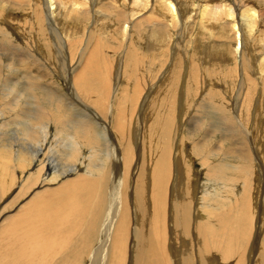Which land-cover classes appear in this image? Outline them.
I'll use <instances>...</instances> for the list:
<instances>
[{
	"label": "bare ground",
	"instance_id": "1",
	"mask_svg": "<svg viewBox=\"0 0 264 264\" xmlns=\"http://www.w3.org/2000/svg\"><path fill=\"white\" fill-rule=\"evenodd\" d=\"M116 1L112 3L120 4ZM139 1L134 0L131 6L128 3L130 13L119 21L116 39L120 42L132 41L127 27L133 26L131 18L140 8ZM202 1L184 3L197 10L199 25L209 39L198 61L210 69L231 65L232 76L238 69L258 98H223L221 92L228 90L220 89V85L216 88L214 79L208 80L197 62L195 66L190 63L182 94L179 92L178 115L174 108L169 109L163 121L158 112L154 118L152 110L146 112L153 100L161 101L160 93L153 95L155 87L141 99L139 118L143 121L137 122L136 137L138 133L144 136L143 128L148 133L146 153L140 144L148 162H142L138 147L116 148L102 127V122L107 126L103 121L107 111L101 110L105 107L101 102L110 93V82L106 79L109 74H101L107 64L101 63L99 50L92 49L83 70L73 79L74 72L68 70L70 76L63 88L50 86L54 82L46 78L56 68L67 72L63 53L60 55L61 43L74 45L73 40L85 39L87 31L92 40L98 38L102 51L105 49L106 43L99 37L109 34L110 24L101 26V0H0V264H264V52L259 57L253 54L264 41V7L254 6L260 0H242L233 3L234 7L226 0L216 5ZM144 3L147 6V0ZM153 3L150 13L156 21H148L147 16L151 27L143 30L142 41L137 34L128 51L136 65L143 53L148 58L170 45L169 40L177 33L173 30L176 24L186 34L192 18L187 8L179 13L176 0ZM58 22H63V27L57 33ZM202 27L200 32L205 31ZM212 37L223 39L220 49L211 43ZM135 43L137 48L132 47ZM42 57L55 69L51 66L50 70ZM174 70H164L158 88L172 89L178 79ZM196 74L198 79L204 78L200 83L205 91L199 88L198 101L192 99V107L199 112L191 108L186 117L182 102L190 82L197 80ZM243 86L239 85V90L246 88ZM74 90L82 101H73ZM91 97L90 106L95 105L98 113L89 112L83 104ZM164 97L171 98V94ZM53 138L59 140L51 146ZM132 140L134 144V137ZM251 147L258 152L262 165L254 152L250 154ZM250 170L257 184L255 198L250 195Z\"/></svg>",
	"mask_w": 264,
	"mask_h": 264
},
{
	"label": "rangeland",
	"instance_id": "2",
	"mask_svg": "<svg viewBox=\"0 0 264 264\" xmlns=\"http://www.w3.org/2000/svg\"><path fill=\"white\" fill-rule=\"evenodd\" d=\"M104 1L106 2V0H101V14H102V19H101V26H105V27H107L108 26V24H110L109 25V34L108 35H104V38L102 37L103 36V33H101V38L99 37V39H101L104 43H106L105 44V49H103V51H102V49H101V45H98V38H96V39H93L92 40V38H91V36L89 35V34H87V33H89V32H85V39L84 38H80V39H82V41H81V43H80V39H79V41L78 42H76V43H74V40H73V44L74 45H65V44H63V43H61L60 45H59V43H58V45L60 46V48H62L61 50H62V52H61V54L60 55H62V53H63V59H62V61L64 60L65 61V64H66V69H67V72H66V74H65V72H63L62 70H59V68L57 69H55L54 67H53V65H51L56 71L55 72H53L52 73V75H51V77L49 76V77H46V78H50L49 80H53V82H54V84H52V85H50V86H53V85H57V86H59L60 87V89L61 88H63L64 87V83H65V79L67 78V77H69L70 75H67L68 74V70H69V72L71 71L72 73L74 72V76H72V79L75 77V74L76 73H79L80 72V70H83V68H84V66L86 65V61L89 59V57H87V56H90L91 55V53H93L94 51H96V50H99L100 51V53H101V63L102 62H105L107 65L106 66H104V68H102V71H101V74H109V75H107L106 76V79L108 80V82H110V93L108 94V95H106L107 96V101L105 100L106 99V96H105V98H103L102 99V104L101 105H103V106H105L103 109L101 108V110L102 111H107V114H104V117L106 116V119L103 117V114L102 113H106V112H102L101 113V117L103 118V119H105V120H103L104 122H107V123H105V124H107V126L106 125H104L103 124V122H102V127L103 128H105V130H106V132H107V134L108 133H110V134H108V137L110 136V140L112 141L111 143L117 148V147H124V146H126V145H130V147H131V149H133L134 147H135V149L137 150V147H138V149H139V152L141 153L140 155H142V152H141V150H143V151H145V153H146V148H148V143H147V137H148V133H147V130L146 131H144L143 129L141 130L142 132H143V134H144V136L142 135V133H138V135H137V137H136V134H137V122H141V121H143V118L142 117H140L139 118V112H140V110H141V103H142V97H143V95L144 94H147L148 93V91L149 90H152L154 87L155 88H157L156 89V91L154 90V93H153V95L154 96H158L159 94L158 93H160L161 94V101H152V103H150L151 101H149L148 103H150V104H148L147 105V111L146 112H150V110H152V112H153V118H154V115L156 114V112H158V115H159V119L160 120H163V118H166V113L165 112H167L169 109H171L172 110V108H174V114H176V115H178V111H179V103H180V93L182 94V91H181V85L182 86H184V83H185V79H184V76H185V74L187 73L188 74V72H189V66H190V63H192V64H196V62L198 63V67L201 69V67H202V72H203V74H205L206 75V77L208 78V80L210 79L211 81L214 79V81L215 82H217V83H215V82H213L212 81V83H214V86L216 87V86H218V85H220V86H222L220 89H222V88H225L226 90H228V91H226L225 93L226 94H224L223 92H221V94H223V98L227 95L229 98H232V99H230L231 101H235L234 100V96L236 95L237 96V99H238V97H240L239 98V100H237V101H254L255 99H257L258 97H255V96H258V95H255L253 92H252V89H251V86H249L247 83H245V81H246V78L243 76V74L241 75L240 74V72L238 71V69H236L235 71H234V74H233V76L231 75L232 74V69H231V65L230 66H227L226 67V65L224 66V65H220V66H218V65H214V67L212 68V69H210L211 67H209V66H207V65H205V64H201L200 63V61H198V59L199 58H202L203 57V54H201L200 55V53H202V51H203V48H204V46H205V44H207V42L209 41V39H208V37H207V31L201 26V25H199L200 24V18L199 17H196V12H197V10H191V7H189V6H191V5H188L187 7H186V5L184 4L185 3V1H187V0H176V6H177V10L179 11V13H184V11H186L184 8H187V10L188 11H190V13H192V18H190L189 20L190 21H188V24H187V26L189 27H187L188 29H185L184 30V33H186V34H183L182 33V31H181V28L179 27L180 26V24H176V26H175V28L173 29L174 31H176L177 33H175V35H174V38L173 37H171V39L169 40V42L170 41H172V42H170V45L169 44H166L163 48L164 49H161V50H159L158 52H156V53H154V55L153 56H149L148 58L145 56V53H143V56H142V60L136 65V63H133L132 62V58L131 59H129V57L128 56H130L129 55V48L131 47V43H134V42H132V41H136V39L135 40H133L135 37H137L138 35V37H142L141 38V41H142V39H143V35L142 34H146V31H147V29L149 28V25H150V27H151V24H149V23H154V21H156V18L154 17V15H152L151 16V11H152V9L154 8V0H147V6L146 5H144L145 3V1L144 0H140L139 1V5H138V7L140 6V8H137L138 9V11H137V13H135V15H134V17H132L131 18V20H132V22L131 23H133V26L130 28L129 27V24H128V27H127V31H129L128 33H131V36H132V38L130 37V39L132 40V41H129V42H124V41H122V42H120V40L118 41L117 39H118V34L116 33V31L118 30V26H119V24H120V22L121 21H123V18H124V20L125 19H127V15L130 13V9L129 8H131V7H129V4H130V6L131 5H133V2H134V0H119V2H120V4H113L112 2H114V3H117V1L116 0H107V2L106 3H104ZM142 1H144V2H142ZM152 1V2H151ZM218 1H220L218 4H220V3H222V0H203L202 1V3L204 2V3H206V2H208V3H213V4H215L216 5V3L218 2ZM239 1H242V0H226V3H229L231 6H235L234 4L235 3H239ZM249 1V0H248ZM262 1V2H261ZM123 2V3H122ZM150 2V3H149ZM223 2H225V0L223 1ZM246 3H247V0L245 1ZM129 3V4H128ZM142 3V4H141ZM156 3V2H155ZM234 3V4H233ZM255 3V2H254ZM263 3V4H262ZM149 4V5H148ZM244 4V3H243ZM141 6H142V8H141ZM152 6H153V8H152ZM254 6H256V8H258L259 6V8H261V7H264V0H260L259 1V4H254ZM258 6V7H257ZM106 7V8H105ZM109 7V8H108ZM124 7H126V8H124ZM145 7H147V8H145ZM148 7H150V8H148ZM117 8H119V9H117ZM111 9V11H109ZM180 9H182V12H180L181 10ZM184 9V10H183ZM264 9V8H263ZM107 10V11H106ZM113 10V11H112ZM121 10V11H120ZM139 10L141 11V13L139 12ZM144 10H146V11H144ZM150 10V11H149ZM116 11V12H115ZM126 11V12H125ZM148 11H149V13H148ZM109 12H112V14L111 13H109ZM117 13V14H114V13ZM124 12V13H123ZM147 12V13H146ZM127 13V14H126ZM144 13V14H143ZM146 13V14H145ZM193 13H195L194 15H193ZM198 13V12H197ZM104 14V15H103ZM105 14H107V15H105ZM111 14V15H110ZM139 14V15H138ZM140 14H143L142 15V17H141V15ZM148 14H150V15H148ZM117 15V16H116ZM119 15V16H118ZM144 15H145V17L146 18H144ZM112 16H115V17H112ZM149 17V19H148V17ZM108 17V18H107ZM141 17V18H140ZM195 17H196V19H195ZM116 18V19H115ZM119 18V19H118ZM140 18V19H139ZM152 19V22H147V19H148V21H151V19ZM155 18V19H154ZM106 20L105 22L103 21V20ZM115 19V20H114ZM195 19V20H194ZM112 20H114V21H112ZM130 20V21H131ZM141 20L143 21V22H141ZM144 20H146V21H144ZM110 21V22H109ZM120 21V22H119ZM134 22H137V23H134ZM194 22V23H193ZM108 23V24H107ZM113 23V24H112ZM138 23H140V24H138ZM144 23H146V25H148V26H146ZM148 23V24H147ZM118 24V25H117ZM134 24H135V27H134ZM140 25V28L139 27H137L136 25ZM56 26H55V28H56V30H57V33H58V31H59V27L61 28V27H63V22H58V24H55ZM107 25V26H106ZM114 25H115V27H114ZM58 26V27H57ZM142 26H144V27H142ZM201 27H202V30H205V31H199V29H201ZM138 28L140 29L139 30V32H136L135 31V29L136 30H138ZM146 28V29H145ZM177 28H178V30H177ZM180 28V29H179ZM193 28H194V30H193ZM108 29V28H107ZM111 29V30H110ZM113 29V30H112ZM129 29V30H128ZM131 29V30H130ZM198 29V30H197ZM87 30V29H86ZM89 30V29H88ZM143 30H146V31H143ZM198 32H197V31ZM263 30H264V28H263ZM111 31H113L112 33H113V35L111 34ZM142 31V32H141ZM173 31V32H174ZM181 31V32H180ZM186 31V32H185ZM194 32H196V33H194ZM199 32H200V34H199ZM205 32V33H204ZM193 33V34H192ZM198 33V34H197ZM138 34V35H137ZM180 34V35H179ZM192 34V35H191ZM196 34V35H195ZM205 34V35H204ZM133 35H135V36H133ZM182 35H183V38H182ZM197 35H199V36H197ZM58 36V35H57ZM98 36V35H97ZM106 36V37H105ZM108 36H111V38L110 37H108ZM114 36V37H113ZM129 36V35H128ZM196 36V37H195ZM201 36H205L206 38H202ZM81 37V36H80ZM61 38V36L59 35V39ZM87 38V39H86ZM107 38H109V40H107ZM117 38V39H116ZM189 40H188V39ZM196 38H198L197 39V44H196ZM264 38V37H263ZM113 39V40H112ZM115 39V40H114ZM179 39V40H178ZM262 38H260V40H261ZM63 38H61L60 39V41L61 42H63ZM84 40V41H83ZM86 40V41H85ZM95 40V41H94ZM106 40V41H105ZM211 43L213 44V45H215L216 47L215 48H218V49H220V46H221V44H222V42H223V39H217V38H214V37H212L211 39ZM16 41H21V39L19 40V39H17ZM102 41L99 43V44H101L102 43ZM176 41V43H174ZM225 41V40H224ZM22 42V41H21ZM20 42V43H21ZM90 42V43H89ZM108 42V43H107ZM113 42V43H112ZM120 42V43H119ZM168 42V43H169ZM180 42V43H179ZM189 42V43H188ZM23 43V42H22ZM80 43V44H79ZM82 43H84V44H82ZM88 43V44H87ZM111 43V44H110ZM127 43V44H126ZM178 43V44H177ZM191 43V44H190ZM194 43V44H193ZM204 43V44H203ZM218 43V44H217ZM70 44V43H69ZM93 44V45H92ZM126 44V45H125ZM172 44V45H171ZM174 44V45H173ZM175 44H177V48L176 47H174L175 46ZM189 44V45H188ZM203 44V45H202ZM82 45V46H81ZM92 45V46H91ZM115 46V47H113V46ZM140 45V44H139ZM196 45V46H195ZM67 46V47H66ZM81 46V47H80ZM107 46V47H106ZM141 46V45H140ZM139 46V47H140ZM199 46V47H198ZM70 47H71V49H70ZM78 49H77V48ZM90 47V48H89ZM110 47V48H109ZM112 47H113V50H112ZM132 47H135V48H137V45H136V43L135 44H133L132 45ZM174 47V48H173ZM222 47V46H221ZM257 47H259V48H257ZM64 48V49H63ZM76 48V49H75ZM90 49V51H89V49ZM119 48V49H118ZM128 48V49H127ZM181 48V49H180ZM200 48H201V50H200ZM84 49H86V50H84ZM94 51H93V50ZM111 49V50H110ZM165 49H167V51L165 50ZM170 51H169V50ZM173 49H174V51H173ZM198 49V50H197ZM260 49V50H259ZM64 50V51H63ZM76 50H78L77 51V53H76ZM83 50L85 51V52H83ZM110 50V51H109ZM115 50H118L117 52L115 51ZM165 50V51H164ZM255 50H257V51H254L253 52V54H255V52H256V54H255V56L254 57H259L260 56V54H263V52H264V41L263 40H261L260 41V43H258V45L256 46V49ZM263 50V51H262ZM71 51H73V52H71ZM92 51V52H91ZM112 51V52H111ZM122 51V52H121ZM199 51V53H197ZM78 52H80V53H78ZM82 52V53H81ZM107 52V53H106ZM187 52H189V53H187ZM262 52V53H261ZM65 53V54H64ZM74 53V54H73ZM90 53V54H89ZM120 53V54H119ZM128 53V54H127ZM178 53V54H177ZM73 54V55H72ZM105 54H108V55H106L105 56ZM122 54V55H121ZM125 54H126V56H125ZM173 54H174V56H173ZM36 55H40L39 54V52H37L36 53ZM71 56V60H70V56ZM184 55H186V56H184ZM197 55V56H196ZM259 55V56H258ZM117 56V57H116ZM159 56V57H158ZM181 56V57H180ZM41 57V56H40ZM68 58V61H67V58ZM81 57H83V58H81ZM108 57H110V58H107ZM113 57V58H112ZM128 57V58H127ZM151 57V58H150ZM153 57H155V58H153ZM173 57H174V59H173ZM183 57H185V59L183 58ZM43 58V57H42ZM75 58V59H74ZM109 60V62L107 63V60ZM116 58V59H115ZM125 58H127V59H125ZM193 58V59H192ZM45 58H43L42 59V61H44L43 63L50 69V70H52V68H51V66H50V64L48 63V61L45 59ZM74 59V62L72 61ZM144 59V60H143ZM169 59V60H168ZM182 59V60H181ZM190 59V60H189ZM119 62H118V61ZM124 60H126V61H124ZM128 60H129V63H128ZM149 60V61H148ZM174 62H173V61ZM186 60V61H185ZM70 61H72L71 62V65H69L70 64ZM83 61V62H82ZM85 61V62H84ZM110 61L111 62H113L112 64L110 63ZM122 61V62H121ZM195 61V62H194ZM47 62V63H46ZM82 62V63H81ZM143 62V63H142ZM173 62V63H172ZM181 62H183V64L182 65H180L181 64ZM185 62V63H184ZM254 61L252 60L251 61V64L253 63ZM76 63V64H75ZM78 63V64H77ZM116 63H118V65L116 64ZM121 63L123 64L122 65V67H121ZM85 64V65H84ZM125 64V65H124ZM186 64V65H185ZM195 64H194V66H195ZM227 65H228V63H226ZM110 65H111V67H112V69H111V67H110ZM113 65H115V66H113ZM126 65L128 66V67H126ZM143 65V66H142ZM171 65V66H170ZM135 66H137L136 68H135ZM185 66H186V68H185ZM192 66V65H191ZM74 69H73V68ZM76 67V68H75ZM82 67V68H81ZM106 67V68H105ZM120 67V68H119ZM125 67H126V69H125ZM145 67V68H144ZM159 67V68H158ZM217 67V68H216ZM218 67H219V69H218ZM220 67H223V68H220ZM72 68V69H71ZM110 68V69H109ZM119 68V69H118ZM121 68H123V69H121ZM152 70H151V69ZM179 68H181V69H179ZM207 68H209L210 70H212V72H210L209 71V69H207ZM225 68H227L225 71H224V69ZM79 69V70H78ZM104 69V70H103ZM129 69V70H128ZM134 69V70H133ZM145 69V70H144ZM166 69H170L171 71H173L174 69V71H175V74L176 75H178V79L175 81V84H174V88L172 87V89L171 90H169V87L167 88V86H163V88H162V85H160L159 86V88H158V85H157V83H159V81H160V79H161V75L163 74V72H165L164 70H166ZM173 69V70H172ZM204 69H206V71H208V72H206ZM215 69V70H214ZM49 70V71H50ZM121 70V71H120ZM129 71V73L131 74V75H133V76H131L129 73H128V71ZM60 71V72H59ZM77 71V72H76ZM117 71V72H116ZM142 71H146L145 73L144 72H142ZM151 71V72H150ZM178 71V72H177ZM196 71V70H195ZM216 71V72H215ZM217 71H219V76L217 75ZM221 71V72H220ZM105 72V73H104ZM116 72V73H115ZM121 72H123V73H121ZM158 72V73H157ZM202 72L201 71H199V73H201L202 74ZM223 72V73H222ZM228 72V73H227ZM124 73H126L127 74V76H126V74H124ZM167 73V75L169 74V72L167 71L166 72ZM226 73V74H225ZM230 73V74H229ZM54 74V75H53ZM105 74V75H106ZM123 74V75H122ZM138 74V75H137ZM139 74H141V75H145V77H142L141 75H139ZM209 74V75H208ZM214 74V75H213ZM223 74V76H220V75H222ZM67 75V76H66ZM136 75V76H135ZM153 76V78H152V76ZM169 75H171V73L169 74ZM190 75V74H189ZM188 75V76H189ZM208 75V76H207ZM138 76V77H137ZM180 76V77H179ZM219 78H218V77ZM227 76V77H226ZM113 77V78H112ZM195 78H197V80L195 79V80H192L190 83H191V86L189 87V88H187V95L185 96V100H184V102H182V103H184V115H185V113H187L186 114V117H189L190 116V112H188V110L189 109H191L192 108V110L194 109L193 107H192V105L191 104H194V101L196 100V98H197V96H199V92H200V89L203 91V89H204V91H205V86L202 88V83H200V79H204V78H200V76H199V79H198V76H197V74H196V76H194ZM201 77H203V76H201ZM221 77V78H220ZM223 77H225V78H223ZM228 77H230V78H228ZM237 77V78H236ZM46 78H44L43 80H45ZM54 78H56V79H54ZM133 78V79H132ZM134 78H135V80L137 81H135L134 80ZM138 78V79H137ZM142 78H144L143 80H142ZM152 78V79H151ZM189 78H190V76H189ZM211 78H213V79H211ZM240 78H241V80H240ZM48 79L46 80L47 82H48ZM119 79V80H118ZM140 79V80H139ZM221 81H220V80ZM224 79V80H223ZM121 80V81H120ZM131 80H133V84L131 83ZM142 80V81H141ZM145 81V82H144ZM187 81H189L188 80V78H187ZM220 81V82H219ZM44 82V81H43ZM118 82H120V84L118 83ZM138 82H139V84H138ZM184 82V83H183ZM194 82V83H193ZM114 83V84H113ZM123 83V84H122ZM182 83V84H181ZM189 83V84H190ZM220 83V84H219ZM243 83V84H242ZM122 84V85H121ZM124 84H128V86L130 87H132V88H129L128 86H126L125 87V85ZM141 84H145V85H141ZM55 85V86H56ZM224 85V86H223ZM239 85H244L243 86V88H245V89H242V90H239ZM124 86V87H123ZM153 86V87H152ZM229 86V87H228ZM207 87V86H206ZM118 88V89H117ZM140 88V89H139ZM166 88V89H165ZM200 88V89H199ZM217 88V87H216ZM134 89V90H133ZM143 89V90H142ZM165 89V90H164ZM168 89V90H167ZM108 90H109V87H108ZM123 92H122V91ZM159 90H160V92H159ZM163 90V91H162ZM194 90H196V91H194ZM237 90H239V91H237ZM117 91V92H116ZM170 91V92H169ZM176 91V92H175ZM196 92V93H194V92ZM223 91V90H222ZM104 92V91H103ZM111 92H112V94H111ZM115 92H116V96H114V94H115ZM147 92V93H146ZM166 92H167V94H166ZM180 92V93H179ZM237 92V93H236ZM241 92H242V95H241ZM251 92V93H250ZM120 93V94H119ZM121 93H122V95H121ZM171 94V98L169 97V98H165L164 97V95H168V94ZM177 93V94H176ZM236 93V94H235ZM253 93V94H252ZM73 98L75 99V100H73V101H78L80 98H78L77 97V94H76V92H75V90L73 91ZM184 94V93H183ZM244 94V95H243ZM93 96L95 95V94H92ZM127 95H129V96H127ZM192 95V96H191ZM197 95V96H196ZM239 95V96H238ZM184 96V95H183ZM182 96V97H183ZM190 96V97H189ZM196 96V97H195ZM114 97V98H113ZM137 97H139V98H137ZM93 97H91V99H89V101L88 100H83V101H86L85 103H83L84 105H86L87 106V108H88V111L89 112H92V113H98L97 111H96V106L94 105V108L93 107H91L90 105H93L90 101H93V99H92ZM124 98H125V100H124ZM151 98V97H150ZM153 99H155L154 97H152ZM162 98H164V99H162ZM252 98V99H251ZM111 99H113V101L111 100ZM136 99V100H135ZM167 99H169V100H167ZM194 101H193V100ZM81 100V99H80ZM191 100V101H190ZM229 100V101H230ZM82 101V100H81ZM167 101H169V103L167 102ZM196 101H198V100H196ZM126 102V103H125ZM127 102H128V104H127ZM157 102V103H156ZM154 103H156V104H158L157 105V107H156V104H155V107L153 106L154 105ZM167 103H168V105H167ZM43 104V103H42ZM122 104V105H121ZM124 104H126L124 107H123V105ZM153 104V105H152ZM160 105V106H159ZM178 106V107H177ZM261 107L263 106V105H260ZM102 107V106H101ZM149 107H151V108H149ZM196 107V106H195ZM110 108V109H109ZM150 109V110H149ZM196 109V110H195ZM194 109V111H196V112H199V109H197V107ZM92 110V111H91ZM112 110H114V111H112ZM125 110V111H124ZM130 110V111H129ZM178 110V111H177ZM111 111V112H110ZM119 113H117V112ZM190 111V110H189ZM121 112L123 113V114H121ZM114 115H113V114ZM111 114V115H110ZM130 114V115H129ZM97 115V114H96ZM129 115V116H128ZM122 116V117H121ZM128 116V117H127ZM108 117V118H107ZM111 117V118H110ZM117 117V118H116ZM110 119H111V123H109L110 122ZM113 119V120H112ZM176 119H177V121H176ZM114 121V122H113ZM164 121V120H163ZM132 122V123H131ZM120 123H123V124H120ZM142 123V122H141ZM177 123H178V118L176 117L175 118V124H176V127H177V129H178V126H177ZM129 124V125H128ZM175 124H174V126H175ZM252 124V123H251ZM121 125H123V126H121ZM133 125V126H132ZM104 126H106V127H104ZM118 127H122V128H118ZM136 127V128H135ZM176 127H175V131L177 130L176 129ZM113 129V130H112ZM123 129V130H122ZM135 129V130H134ZM117 131V132H115V131ZM128 131V132H127ZM139 131H140V126H139ZM256 130H254V132H255ZM115 132V133H114ZM135 132V133H134ZM125 133V134H124ZM135 135H134V134ZM151 133L154 135V133H153V131H151ZM122 134V135H121ZM147 134V135H146ZM175 134V132H173V135ZM118 135V136H117ZM121 136V138H118V137H120ZM134 135V136H133ZM139 135H141V136H139ZM123 136H125V138L123 137ZM129 136V137H128ZM134 137V139H135V143L133 144V142H134V140H132L133 139V137ZM156 136V138H157V135H155ZM115 137H116V139H115ZM123 137V138H122ZM128 137V138H127ZM132 137V138H131ZM140 137V138H139ZM119 140H118V139ZM139 138V139H138ZM141 139V140H140ZM41 140V139H40ZM49 140V139H48ZM59 140V138H53L51 141H50V143H51V146H52V144L53 143H56L57 141ZM118 140V141H117ZM185 140H188L186 137H185ZM133 141V142H132ZM141 141V142H140ZM142 141H144V143L142 142ZM252 141H254L253 139H252ZM115 142V143H114ZM117 142V143H116ZM124 142V143H123ZM131 142H132V144H133V146H131L132 144H131ZM139 142V143H138ZM187 142V141H186ZM186 142H185V144H186ZM118 143H119V145H118ZM127 143V144H126ZM143 143V144H142ZM253 143H256V145L258 144L257 143V141H255V142H253ZM116 144V145H115ZM123 144V145H122ZM140 144H141V150H140ZM118 145V146H117ZM145 146V147H144ZM186 146H188L187 144H186ZM251 146H252V143H251ZM189 147V146H188ZM253 152H254V156H257L258 157V159H259V156H258V152H256V149L255 148H253V147H251V151H250V154H252V156H253ZM139 155V159L142 157V159H141V161L142 162H148V158H146L147 157V155L145 156V160H144V156L142 155V156H140ZM260 160V164L262 165L263 164V162H262V160L261 159H259ZM141 162V163H142ZM189 164V163H188ZM196 164V163H195ZM142 165V164H141ZM196 166V165H195ZM252 169H254V165H253V163H252ZM197 167V166H196ZM263 167V166H262ZM252 176L254 177V178H252ZM255 179V175H254V171H251L250 170V182H251V187H252V189H251V191H250V195H251V197H254L255 196V189H256V187H257V184H256V181L254 180ZM253 182V183H252ZM253 186H255V187H253ZM255 193V194H254ZM263 197H264V194H263ZM255 198V197H254ZM253 198V199H254ZM263 200H264V198H263Z\"/></svg>",
	"mask_w": 264,
	"mask_h": 264
}]
</instances>
